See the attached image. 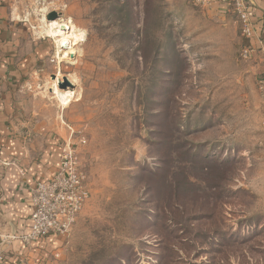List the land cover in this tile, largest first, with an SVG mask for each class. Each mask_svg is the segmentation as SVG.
<instances>
[{
  "label": "rangeland",
  "instance_id": "374dc122",
  "mask_svg": "<svg viewBox=\"0 0 264 264\" xmlns=\"http://www.w3.org/2000/svg\"><path fill=\"white\" fill-rule=\"evenodd\" d=\"M17 2L45 39L35 80L70 128L89 190L51 264H264V96L240 30L193 0ZM59 19L83 33L72 49L46 33ZM52 74L73 84L67 105ZM165 158L192 183L171 224L156 215L164 179L150 176Z\"/></svg>",
  "mask_w": 264,
  "mask_h": 264
},
{
  "label": "crops",
  "instance_id": "0c3cea01",
  "mask_svg": "<svg viewBox=\"0 0 264 264\" xmlns=\"http://www.w3.org/2000/svg\"><path fill=\"white\" fill-rule=\"evenodd\" d=\"M253 36L241 37L253 53L249 61L264 69V0H249ZM17 0H0V264H51L64 237L50 235L32 242L9 236L29 231L31 191L53 177L62 150L72 142L69 126L56 104L38 89L35 74L47 67L45 39L34 34L18 14ZM207 12L239 24L224 4Z\"/></svg>",
  "mask_w": 264,
  "mask_h": 264
},
{
  "label": "built area",
  "instance_id": "2783aa9c",
  "mask_svg": "<svg viewBox=\"0 0 264 264\" xmlns=\"http://www.w3.org/2000/svg\"><path fill=\"white\" fill-rule=\"evenodd\" d=\"M193 3L202 8L214 3L224 4L237 20L241 36L244 39L253 36L249 0H193ZM252 53L253 49L248 44L242 46L240 55L243 59L251 58ZM262 54L264 65V51ZM258 85L264 96V69L259 76ZM88 194L86 174L79 165L71 144H66L53 177L37 182L32 188L29 231L24 235H12L9 238H18L27 243L50 235L65 238L70 233Z\"/></svg>",
  "mask_w": 264,
  "mask_h": 264
},
{
  "label": "trees",
  "instance_id": "16d2710c",
  "mask_svg": "<svg viewBox=\"0 0 264 264\" xmlns=\"http://www.w3.org/2000/svg\"><path fill=\"white\" fill-rule=\"evenodd\" d=\"M184 153L189 154L190 150L189 151L185 150ZM191 154H192V152H191ZM193 155H194V153H193ZM164 161H165L164 162L165 164L160 169L161 171H153V172H151L150 176L153 177V176H156L157 174H161V176L164 179V186H165L166 192H167L165 199L167 202L166 204H168V205H164L163 207L158 206L159 210H157L156 215L158 217L165 218V219L169 218V222L171 224V223L177 222V219H176V217L173 216V213L175 212V210L178 209L177 208L178 207V205H177L178 198L183 193V187H184L183 185H185V182H187V184L189 186H192V183L185 176L179 177V174H181L180 167L177 170L170 171V165L168 162L169 160L167 158H165ZM151 188H152L151 191H153L154 193L156 191V193L158 194V191L155 190L156 187H154V188L151 187ZM190 189H192V188H190ZM170 227H171V225L168 226L169 230H173V228L172 227L170 228Z\"/></svg>",
  "mask_w": 264,
  "mask_h": 264
},
{
  "label": "bare ground",
  "instance_id": "6f19581e",
  "mask_svg": "<svg viewBox=\"0 0 264 264\" xmlns=\"http://www.w3.org/2000/svg\"><path fill=\"white\" fill-rule=\"evenodd\" d=\"M67 29H69V31ZM46 33L48 35H55V36L56 34L60 35L59 37H56V43L58 48L60 46H63L72 49L70 39L72 38L76 40H82L83 38L82 32L76 30L72 25L70 26L69 24L61 21L60 19L57 21H51L50 23H47ZM60 80L61 79L59 75H56L55 78L52 79V85L50 86L51 91L56 95L61 105H67L71 101V98L73 97V93L69 89L59 88L58 83Z\"/></svg>",
  "mask_w": 264,
  "mask_h": 264
},
{
  "label": "water",
  "instance_id": "95a60500",
  "mask_svg": "<svg viewBox=\"0 0 264 264\" xmlns=\"http://www.w3.org/2000/svg\"><path fill=\"white\" fill-rule=\"evenodd\" d=\"M56 16H57V13L55 11H52V12H49L47 14L46 19L52 20V19L56 18ZM54 78H55V75L52 74V79H54ZM58 86H59V88L63 89V88H67V87H72L73 84L69 81V79L66 76H63L61 78V80L59 81Z\"/></svg>",
  "mask_w": 264,
  "mask_h": 264
}]
</instances>
